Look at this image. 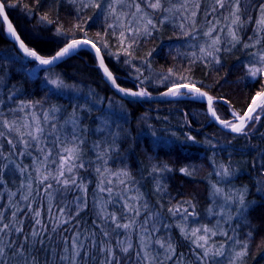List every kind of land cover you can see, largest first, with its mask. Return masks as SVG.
<instances>
[{"label":"snow or ice","instance_id":"1","mask_svg":"<svg viewBox=\"0 0 264 264\" xmlns=\"http://www.w3.org/2000/svg\"><path fill=\"white\" fill-rule=\"evenodd\" d=\"M72 2L75 3L76 0ZM80 4L83 8L91 7L114 18L109 28L120 29L119 43L129 56L130 49L139 37L151 35L156 28L154 13L165 14L161 24L168 19L166 14L179 13L184 20L180 25L183 34L192 38L197 34L198 13L204 9L205 17L212 16V19L206 21V30L202 32L206 39L199 46L200 55L196 52L191 55L193 62L200 60L206 63L220 62L217 53L221 51L220 45L224 40L222 33L231 38L228 42L233 46L240 42L238 29L244 24L246 15L249 20L252 19L248 9L255 7L258 16L255 20L254 37L249 38L250 43H245L244 48L257 50L250 54L253 59L245 66L246 75L253 79L264 76V47H258L264 43V0L258 5H254L251 0H209L207 7L205 0H80ZM12 6L14 5L7 3V0H0V18L6 25L7 34L16 40L28 63L36 62L33 67L21 65L20 71L28 77L40 79L38 73L41 69L50 71L55 62L76 52L81 46L90 45L95 49L99 67L106 79L119 93L133 98L150 95L144 87L133 91L117 84L116 78L104 63L101 48L97 46L101 42L100 34H97L95 42L68 38L71 34L65 33L62 27H57L56 35L64 36L65 41L64 46L53 55L45 57L37 50L27 47L6 15V8ZM40 22L53 23L47 13L40 16ZM74 27L77 31L81 30L79 24ZM103 47H108L107 42H103ZM0 73H6L0 74V89L9 88L7 81L11 79L12 73L3 68H0ZM174 76L177 79L161 95L173 98L191 96L193 99L207 97L208 112L223 129L230 130L236 136H248L250 126H255L253 122L258 123L264 118V87L257 91L243 115L233 112L234 119L229 121L217 115L213 108V97L197 87L186 75L169 69L161 82ZM42 85L45 88L52 85L58 90L66 87L63 80L48 76L44 78ZM19 91L15 86L10 87L8 101L15 102ZM95 103L93 101V105ZM2 104L4 100L0 99V105ZM38 106L40 115L35 111ZM82 107L84 106L76 105L73 114L63 124L58 115L61 109L57 106L44 109L40 101L21 100L15 107L9 108L7 113L0 108V197L5 193L7 195V202L0 204V264H184L183 254H177L170 239L163 240L155 236L160 213L150 208L138 190L135 195H128L133 191L130 187L133 181L126 170L112 173L107 168L101 170L96 167V173L100 177L97 192L93 196L96 219H93L91 227L81 226L79 217L88 207V189L80 176V170H86L90 163L84 158L83 145L86 141L82 133L86 130L80 127L81 121L76 115V109ZM87 110L91 111V108ZM106 111L110 115L98 118L100 126L97 131H108L115 143L119 133L111 131V123L123 117L116 113L111 101ZM235 138L234 136L233 139ZM100 147V144L94 145L97 150ZM107 151L108 149L98 151L97 160H103ZM259 155L260 160L264 161V149H261ZM22 157H31L32 164H24L20 159ZM165 171L171 169L167 165L153 168V172ZM180 171L185 175H192L187 168H181ZM258 171L257 192L264 193V167ZM215 174L223 180L232 176L233 170L220 164ZM113 175L117 178L115 184L111 179ZM8 176L20 179L15 191L8 187ZM156 190H163L159 182ZM69 193H74L72 199H68ZM103 193L108 194L107 199L101 195ZM247 195L246 186L225 192L223 188L213 184L211 196L214 198V205L216 197H220L223 203L219 205V211H214V207L210 206L208 213L222 218L223 224L221 220H217L212 227L201 225L190 232L180 226L185 239L190 240L194 249L199 250L193 252L196 264H224L222 258L225 257L227 264H244L254 233L249 230L245 234L246 238L240 240L237 238V229L258 206L256 201H249ZM117 197L122 201L121 207L110 212L108 205L114 206ZM183 204L169 208L168 212L173 216L180 213L185 220L197 215L191 201ZM189 208L192 210L189 211ZM42 209H46V215ZM233 223L235 228L231 226ZM225 224L228 225L227 228L224 227ZM245 226L250 228V224ZM214 236H222L224 241L217 244L212 241ZM225 245H228L227 250Z\"/></svg>","mask_w":264,"mask_h":264},{"label":"trees","instance_id":"2","mask_svg":"<svg viewBox=\"0 0 264 264\" xmlns=\"http://www.w3.org/2000/svg\"><path fill=\"white\" fill-rule=\"evenodd\" d=\"M208 2L209 0H205V7ZM251 2L258 5L261 1ZM7 3L14 5L7 7L5 11L20 39L27 47L37 50L45 57L53 55L64 46L65 37L56 35L57 27L70 33L68 38L95 42L97 34H100L101 42L97 46L101 48L104 63L116 78L117 84L126 89L137 91L144 87L150 93L149 96L157 95L177 79L174 76L161 82L168 70L173 69L177 74L186 75L197 87L213 97V108L221 119L232 121L231 113L243 115L257 91L264 87V79L260 76L256 79L247 76L245 67L252 59L250 53L252 50L255 52L253 48H244L245 43H250L249 38L254 37L252 33L258 16L255 7L248 9L252 19L249 20L246 15L244 24L238 29L240 42L233 46L228 42L231 38L224 36L221 51L217 53L220 62L206 63L200 60L193 62L191 54L195 52L194 40L183 34L180 25L184 20L179 13L166 14L168 19L162 24L160 21L165 14L154 13L156 28L151 35L139 37L130 49L129 56L121 49L117 31L109 28L114 18L108 17L106 12L100 13L91 7L83 8L78 0L75 3L72 0H39V3L37 0H7ZM45 13L53 23L40 22V16ZM207 20L202 9L197 16V31H205ZM77 24L80 25L79 31L74 27ZM200 38L197 41L202 45L205 40L202 39L203 35ZM103 42H107V48L103 47ZM197 55H200L199 51ZM22 64L26 67L36 66L33 62L28 63L17 50L0 18V68L12 73L11 79L7 81L9 88L15 86L20 90L15 102L7 99L9 88L0 90V99L4 100L0 108L5 113L21 100L40 101L44 109L57 106L64 113L62 119L69 118L78 103H73L70 97L57 94L49 85L43 87L42 81L50 73H55L66 86L92 89L95 97L102 104L105 103L104 107L110 101L111 104H122L124 111L117 113L123 118L117 120L119 126L116 131L119 136L114 146L115 168L126 170L131 178L142 182L146 199L151 197V203L167 219L170 218L169 208L191 201L195 206L196 217L207 222L208 209L214 206L211 196L213 184L231 191L246 186L247 199L256 201L258 206L248 214V220L245 221V224H250V228L245 225L239 227L237 238L244 240L245 234L249 230L253 231L254 236L244 264H264V193L257 192L258 170L264 167V161L259 159V153L264 149V118L258 126L249 128L248 136H236L213 124L206 114L205 104L200 101L176 99L161 103L124 102L104 81L95 56L85 50L79 51L50 71L41 70L38 73L40 79L22 73ZM138 79H143L144 84H139ZM35 110L40 113V106ZM76 115L84 118V122L92 118L79 109H76ZM85 135L86 143L98 142L97 137L90 138L92 134L85 132ZM221 145L223 150H220ZM219 164L231 166L233 179L221 180L216 176ZM162 165H167L171 171L162 172L160 184L163 190L151 196L153 168ZM181 168H187L192 175L181 173ZM16 179V186H9L12 191L20 184V179ZM6 202L5 193L0 197V204ZM42 212L46 215V209H42ZM93 219L90 207L79 217L82 227H91ZM232 227H236L235 223ZM171 232V241L177 254H183L184 264H196L193 252L198 250L194 249L191 241L185 239L177 228L171 229Z\"/></svg>","mask_w":264,"mask_h":264},{"label":"rangeland","instance_id":"3","mask_svg":"<svg viewBox=\"0 0 264 264\" xmlns=\"http://www.w3.org/2000/svg\"><path fill=\"white\" fill-rule=\"evenodd\" d=\"M78 1L80 2V0H78ZM217 15H219V13H217ZM209 18H212V16H208V20H209ZM200 26L202 27V25H200ZM115 30L119 34L120 29L119 28H115ZM205 30H206V28H205ZM201 33H202L201 31H197V34H195L192 37V39L194 40L193 48H194L196 54L199 51V46H200V44L198 43L197 39H201L200 38L202 36ZM252 34L254 35V31H253ZM221 35L226 37V35H224L223 33ZM8 36H10V35L8 34ZM142 37H145V36L142 35ZM202 39L205 40L206 38L203 37ZM258 47H264V43H262ZM253 49H254V51L257 50L255 48H253ZM252 52H253V50H252ZM250 57L251 56H249V58ZM213 63H215V62L213 61ZM48 77H50L52 79H57L58 78V76L55 73H50ZM260 77H262L264 79V76H260ZM141 81H143V83H141ZM138 82H139V84H144V80L143 79H138ZM49 86L51 88H53L55 91L59 92L63 97H65V98L70 97V99H71V101L73 103L77 102L78 105L84 106L82 108H79V111L83 110L89 116H92V118L88 119V122H84V118H82L80 115H77V117H79V119L81 121L80 127L82 129L85 128L86 134H88V133L92 134V136L90 137L91 139H93V137L94 138L97 137V139H98V142H95V143H93V142L88 143L87 142V143H85L83 145L84 153H85V157L84 158H85L86 161H89L90 163L87 164L86 170L85 169L80 170V176L83 178L84 182L87 184V189H88V207L91 208L92 215L94 216V219H96L95 209L93 208V196H94V193L97 192V183H98V181L100 179V177L96 173V167H100L101 170H103L104 168H107L112 173H116V172L120 171L117 168H115V166H114V164L116 163V158L114 156L115 143H113V137L111 135H109L108 131H104V132H98L97 131V128L100 126V119H98V118H103V117H105V116L110 114L109 112L106 111L108 109V107H109V104H107L104 107L105 103L102 104L100 99L95 97L93 90L90 89V88L88 89V88H84V87H81V86L72 87V86H66L65 85L66 86L65 88L58 90L52 85H49ZM150 97H152V96H150ZM138 98H142V97H138ZM184 98L187 99V100L189 99V100H194V101H200V98L193 99L191 96L180 97V98L169 97V99H171V100L184 99ZM86 99H87V104H85V100ZM93 101L96 102L94 105H93ZM214 103H215V100H213V105H214ZM112 107L115 109L116 113H120V112L124 111V108H123L122 104H112ZM88 108H91V111H88L87 110ZM96 111H97V113H96ZM36 112H37V115H40V113L38 111H36ZM93 114H94V116H93ZM58 115L61 116V119H60V123L61 124H63L64 121L68 119V118L67 119H62V118H64V113L63 112L58 113ZM231 118H232L231 120L234 119L232 113H231ZM113 120H115V117H113ZM260 122H258V123L257 122H253V124L255 125L254 127L258 126ZM118 126H119V124H118L117 120L115 121V123H111V131L112 132H117L116 128ZM68 127H70V125ZM85 132H84V134L82 133V136H83L84 140L86 141V137L87 136L85 135ZM232 134H234V133H232ZM234 135H236V134H234ZM115 142H116V140H115ZM96 144H100L101 147H100L99 150L94 148V145H96ZM110 145H111V147H109ZM223 148L224 147L221 145L220 146V150H223ZM103 149H108L106 155L104 156L103 160H97V152L101 151ZM5 150H7L6 143H5ZM20 159L23 161L24 164H27V165H31L32 164V158L31 157H22ZM259 159H260V155H259ZM259 159H258V163H259ZM228 167L231 168V166H228ZM216 170H217V168H216ZM162 176H163V174L160 173V172H153V174L151 175V180H152V184H151V187H150L151 196L154 193L155 194L160 193V192H158L156 190V187H157V183L158 182L161 183ZM6 179L8 181V187L10 185H15L16 186V182H17V181H15V180H17L16 177L8 176V177H6ZM111 179L113 181V184H115L116 180H117L116 176H114V175L111 176ZM133 179L134 178H132L133 183L130 184V187L133 189V191L128 193V195H135L136 194V190H138L139 193L143 194V198H144L145 201L148 202L150 208H152L153 211L159 212L158 209H157L158 207H156L154 204L151 203L152 198L148 196L149 198L146 199V196H145L146 190L144 189L143 183L142 182H137V181H135V179L134 180ZM227 179H233V178H232V176H230V177H227V178H225L223 180H227ZM119 187H122V186H119ZM114 191H115V189H114ZM225 192H231V189L225 190ZM73 195H74V193H69L68 194V198H72ZM101 195H103L104 198L107 199V195H108L107 193H103ZM116 199H117V202L115 203L114 206L112 204L108 205V210L110 212L111 211H117V209H119L121 207L122 201H119L118 197ZM212 200H213V203H214V198H212ZM222 203H223V200L220 197H216L215 198V205L213 206L214 207V211H219V205L222 204ZM183 206L184 207H188L187 204H183ZM191 210L192 209L189 208V211H191ZM169 217L170 218L167 219V217L163 213L160 214L159 223H157V225H156V227L158 229V231L155 233L156 237H159V238H161L163 240H169V239L171 240V237H172L171 229L177 228V230H179V233H181L180 226H183L187 231L190 232L191 229L198 228L201 225H208L209 227H212L213 225H215L217 223V220H221V223L223 224L222 218L216 217V216H212V215H209L207 220L205 219L207 222H204V220H201L199 217L197 218L196 215L195 216H189L186 220L183 218V215L180 214V213H178L175 216L169 214ZM244 225H245V221L241 223V226H244ZM224 227L227 228L228 225L225 224ZM230 234H232V233H230ZM134 241H135V237H134ZM212 241H215L217 244L218 243H222L224 241V237H222V236H214V237H212ZM225 247H226V250H227L228 245H225ZM224 259H225V260H223L224 264H227L226 257Z\"/></svg>","mask_w":264,"mask_h":264},{"label":"water","instance_id":"4","mask_svg":"<svg viewBox=\"0 0 264 264\" xmlns=\"http://www.w3.org/2000/svg\"><path fill=\"white\" fill-rule=\"evenodd\" d=\"M1 20H2V18H1ZM2 21H3V20H2ZM9 22H10V21H9ZM10 37H11V36H10ZM11 41L15 44L17 50L21 53V55L24 57V59L27 60V58L24 56V53H23L22 50L19 48L18 43L16 42V40H15L13 37H11ZM83 50L92 53V54L95 56V58H96L95 49H92V48L90 47V45H87V46H81V48L78 49L76 52H74V53H72L71 55H69V56L63 58L62 60H59V61L55 62V64L52 65V66L50 67V69L53 68V67H55L56 65L60 64L61 62L67 60L68 58L72 57L73 55H75V54L78 53L79 51H83ZM27 61H28V60H27ZM96 61H97L98 68L100 69V72H101V74H102V76H103L104 81L106 82V84L109 86V88L113 91V93H114V94H115L120 100H122V101H124V102H132V103H136V102H143V103H161V102H165V101H168V100H169V97H167V96H163V95H161V93H160V94H157V95H154V96H152V97H149V98H147V97H146V98H145V97H142V98H133V97H130V96H124L122 93H119V92H118V91H117V90L111 85V82H109V81L106 79L103 70L99 67V63H98L97 58H96ZM32 62L36 64L35 61H32ZM41 70H43V69H41ZM185 91H186V90H185ZM188 100H189V99H188ZM200 100L205 104V106H206V114H207L208 118L212 121V123H214L219 129H221V130H223V131H225V132L231 133L229 130H227V129H223L222 125H221L217 120H215V118H213V117L211 116V114L208 112V100H207V97L200 98ZM246 111H247V110H246Z\"/></svg>","mask_w":264,"mask_h":264},{"label":"bare ground","instance_id":"5","mask_svg":"<svg viewBox=\"0 0 264 264\" xmlns=\"http://www.w3.org/2000/svg\"><path fill=\"white\" fill-rule=\"evenodd\" d=\"M167 90V89H166ZM166 90H164L163 92H165ZM163 92H161V93H163ZM160 94V93H159ZM150 96H147V98H149ZM185 99V98H184ZM169 100H171V99H169ZM168 100V101H169ZM174 100H176V99H174ZM200 102H202L201 100H200ZM212 122V121H211ZM214 124V123H213Z\"/></svg>","mask_w":264,"mask_h":264}]
</instances>
